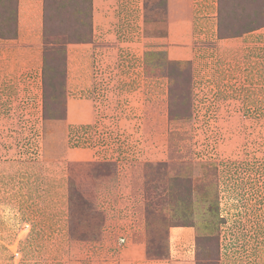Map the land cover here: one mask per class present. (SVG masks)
Listing matches in <instances>:
<instances>
[{"label": "rangeland", "instance_id": "rangeland-1", "mask_svg": "<svg viewBox=\"0 0 264 264\" xmlns=\"http://www.w3.org/2000/svg\"><path fill=\"white\" fill-rule=\"evenodd\" d=\"M17 6L0 0V264H264V0Z\"/></svg>", "mask_w": 264, "mask_h": 264}, {"label": "crops", "instance_id": "crops-1", "mask_svg": "<svg viewBox=\"0 0 264 264\" xmlns=\"http://www.w3.org/2000/svg\"><path fill=\"white\" fill-rule=\"evenodd\" d=\"M41 4H42V0H18V6H17L18 17L21 18L20 16H23V12L26 11V13L29 14V16L30 15L33 16V18L28 17L27 21L38 22V19L40 18V15H41V9H42ZM84 116L86 118L87 114H85ZM132 251L134 252V250ZM133 258L134 257L128 256L125 259H121L119 261V264H194L191 261L177 262V261H173L170 259L160 260V261H157L156 263L155 261L153 262L145 261V263H143L142 261H143L144 256H142L141 252L138 256L139 259L135 257L137 260L134 261L135 259Z\"/></svg>", "mask_w": 264, "mask_h": 264}, {"label": "trees", "instance_id": "trees-1", "mask_svg": "<svg viewBox=\"0 0 264 264\" xmlns=\"http://www.w3.org/2000/svg\"><path fill=\"white\" fill-rule=\"evenodd\" d=\"M47 10L49 11V9L47 8ZM48 11H46V7H45V9H44V15H43V31H45L44 32V36L46 37H48V36H50V34L48 33V29H49V20H48V17H47V15H46V13L48 12ZM88 29H90V28H88Z\"/></svg>", "mask_w": 264, "mask_h": 264}]
</instances>
